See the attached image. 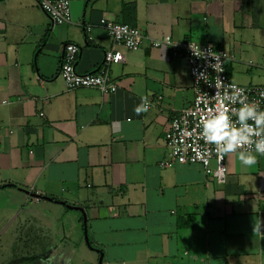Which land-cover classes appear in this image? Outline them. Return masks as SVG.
Returning <instances> with one entry per match:
<instances>
[{
    "label": "crops",
    "instance_id": "1",
    "mask_svg": "<svg viewBox=\"0 0 264 264\" xmlns=\"http://www.w3.org/2000/svg\"><path fill=\"white\" fill-rule=\"evenodd\" d=\"M69 1L71 21L52 24L34 0H0L3 232L43 264H61L84 227L104 264H264V156L242 167L226 155L218 183L169 155V120L194 95L183 57L147 40L119 47L111 93L66 89L59 76L66 42L80 46L78 73L99 68L113 45L104 17L224 48L232 81L263 84L264 0Z\"/></svg>",
    "mask_w": 264,
    "mask_h": 264
},
{
    "label": "built area",
    "instance_id": "2",
    "mask_svg": "<svg viewBox=\"0 0 264 264\" xmlns=\"http://www.w3.org/2000/svg\"><path fill=\"white\" fill-rule=\"evenodd\" d=\"M34 1L50 17L52 24H64L71 21L69 0ZM99 23L111 36L113 45L110 49L104 51L99 68L90 73H78L75 70V63L80 52V46L73 42H66L63 45L59 62V76L63 80L65 88H96L102 93H111L116 89V84L110 78L109 66L122 60L123 53L119 47L130 51L137 50L145 40L151 46H169L173 57H183L187 61L194 94L191 104L180 109L169 120V127L164 134L169 155L175 162L180 164H200L206 175L211 176L218 183H224L227 170L225 157L220 159L215 154L214 147H208L210 154L205 155L207 146L204 145L203 140L199 139L198 118L203 114L202 110L206 104L210 107L216 106V99L212 95L216 92L214 82L217 76L226 83H234L244 88L248 98L259 101L262 107H264V83L241 85L232 81L226 72L229 60L228 51L211 43H198L192 40L177 41L169 35H165L161 39H154L144 35L134 25L108 20L104 17L100 18ZM193 50L199 52L200 55H203L204 52L205 55L198 57L194 55ZM214 63H216L217 68H223V71L216 72L210 67ZM201 71L208 74L210 82L197 79V74ZM5 102L6 100H1L0 103ZM205 160H207V163H205ZM162 165L167 164L163 162Z\"/></svg>",
    "mask_w": 264,
    "mask_h": 264
},
{
    "label": "clouds",
    "instance_id": "3",
    "mask_svg": "<svg viewBox=\"0 0 264 264\" xmlns=\"http://www.w3.org/2000/svg\"><path fill=\"white\" fill-rule=\"evenodd\" d=\"M193 53L198 57L205 55L194 50ZM210 67L216 72L223 71V68L216 67V63ZM197 79L210 82L204 71L197 74ZM214 87L216 92L212 96L216 99V106L206 104L197 124L199 139L207 146L205 155L210 154L208 147H214L220 159L238 154L242 167L256 164L258 156H264V107L259 101L250 100L244 88L226 83L219 76ZM141 99L142 103L135 108L137 114L146 112L149 107L147 97Z\"/></svg>",
    "mask_w": 264,
    "mask_h": 264
},
{
    "label": "rangeland",
    "instance_id": "4",
    "mask_svg": "<svg viewBox=\"0 0 264 264\" xmlns=\"http://www.w3.org/2000/svg\"><path fill=\"white\" fill-rule=\"evenodd\" d=\"M246 84L250 85L249 83H242L241 85ZM2 220L3 217L0 216V264H43L44 260L41 258L42 252L40 253L39 251L35 257L31 258L29 243L25 241L11 242L10 234L15 231L10 227L7 228L6 233H4L3 231L5 228L3 227ZM89 239L88 244L86 243L84 235L81 236L80 240H71L69 245L71 251L66 253L67 256L65 255L64 260H61V264H100L97 253L91 250V248L94 247V244L92 240L90 239V241ZM37 246L36 249L41 247L40 240ZM43 246H45V244H43ZM101 264H104V262L102 261Z\"/></svg>",
    "mask_w": 264,
    "mask_h": 264
},
{
    "label": "water",
    "instance_id": "5",
    "mask_svg": "<svg viewBox=\"0 0 264 264\" xmlns=\"http://www.w3.org/2000/svg\"><path fill=\"white\" fill-rule=\"evenodd\" d=\"M47 199H50L48 197H46ZM84 236H85V239H86V242L88 243V239H87V235H86V228L84 227ZM99 263L101 264V253H100V257H99Z\"/></svg>",
    "mask_w": 264,
    "mask_h": 264
},
{
    "label": "trees",
    "instance_id": "6",
    "mask_svg": "<svg viewBox=\"0 0 264 264\" xmlns=\"http://www.w3.org/2000/svg\"><path fill=\"white\" fill-rule=\"evenodd\" d=\"M125 23H129V22H125ZM130 24V23H129ZM132 25V24H131ZM188 224H191V222H188Z\"/></svg>",
    "mask_w": 264,
    "mask_h": 264
}]
</instances>
